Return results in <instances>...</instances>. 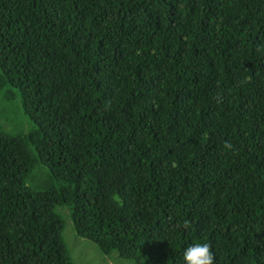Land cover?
<instances>
[{"label": "trees", "instance_id": "16d2710c", "mask_svg": "<svg viewBox=\"0 0 264 264\" xmlns=\"http://www.w3.org/2000/svg\"><path fill=\"white\" fill-rule=\"evenodd\" d=\"M66 206L136 264H264V0H0V264H74Z\"/></svg>", "mask_w": 264, "mask_h": 264}, {"label": "rangeland", "instance_id": "374dc122", "mask_svg": "<svg viewBox=\"0 0 264 264\" xmlns=\"http://www.w3.org/2000/svg\"><path fill=\"white\" fill-rule=\"evenodd\" d=\"M14 92L16 94V91L12 89L11 87L5 88V90L2 91L4 94L5 92ZM14 103L21 106V101L19 96H16L13 100ZM22 111V109H21ZM8 125V121L4 120ZM31 120L26 117L22 111V114L15 115V124L13 127V131L10 133L14 134L17 130H22L24 133L28 132L30 128ZM39 173L40 171L37 170L32 174V182L36 184H41L39 182ZM64 209L63 211H61ZM60 213L64 216L66 220V226L65 230L63 232V239L70 251L72 261L74 264H136L132 260H128L122 257H119L117 252H112L110 254L103 252L99 245L96 244L93 241H89L83 238H80L77 236L72 220L69 217L71 214L70 207L67 206L66 208H60Z\"/></svg>", "mask_w": 264, "mask_h": 264}, {"label": "clouds", "instance_id": "9594fccd", "mask_svg": "<svg viewBox=\"0 0 264 264\" xmlns=\"http://www.w3.org/2000/svg\"><path fill=\"white\" fill-rule=\"evenodd\" d=\"M65 208L67 209V206ZM70 216L71 214L69 217ZM182 260L183 264H215V257L208 243H194L187 245L183 248Z\"/></svg>", "mask_w": 264, "mask_h": 264}]
</instances>
